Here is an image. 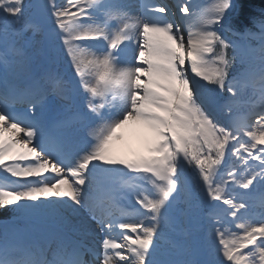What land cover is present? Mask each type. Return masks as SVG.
Segmentation results:
<instances>
[{"label": "snow or ice", "instance_id": "6c2138e0", "mask_svg": "<svg viewBox=\"0 0 264 264\" xmlns=\"http://www.w3.org/2000/svg\"><path fill=\"white\" fill-rule=\"evenodd\" d=\"M233 12L45 0L29 16V0H0V211L61 221L0 230V264H264V198L241 191L264 186V11L229 26L259 39L248 53L224 35ZM130 121L148 138L116 156Z\"/></svg>", "mask_w": 264, "mask_h": 264}, {"label": "rangeland", "instance_id": "374dc122", "mask_svg": "<svg viewBox=\"0 0 264 264\" xmlns=\"http://www.w3.org/2000/svg\"><path fill=\"white\" fill-rule=\"evenodd\" d=\"M195 2L196 3H201L202 0H195ZM44 3H45V0H29V16H31V14L33 12L37 11L40 8V6L43 5ZM26 18H28V17H26ZM228 25H229V22L226 21L225 29H224L225 37L227 39H230V40H233L234 42H236L238 44L239 49L242 52L248 53V52H251L253 49H257L258 48V45H259V39L258 38L257 39H250V38H246V37L245 38H241V37L235 36V35L230 37L226 33L228 31V29H229ZM42 60L43 59L37 57L34 69L38 67L39 71L42 70V67H43V64H44V62H42ZM62 66L63 67H61V64H57L55 66V70H58L61 73H66L68 71L67 65L65 64V65H62ZM23 79H24V76L22 77V80ZM248 91H250V90H248ZM246 95H247V99H248V96L251 95V94H249V95L246 94ZM247 99L244 98V100H247ZM242 104L240 105V108L242 107V109H240V113L244 112V111L247 112V113L249 111H254V112L258 113V112L261 111V109L260 110H257V109L252 110L251 109L252 107H251L250 104H246V103H242ZM118 130H121V129H118ZM117 135H119V134H117ZM118 137L120 138V135ZM142 147H143L142 144L135 145L134 149L132 147V152L130 154L128 152V156H131V155L135 154L136 152L140 151L142 149ZM241 191L246 192L248 194L250 203L254 205L253 201L254 200L256 201V196H254V195L262 194V192H264V186L257 185V186H255V188L251 192H248V190H241ZM252 196H254L253 199H251ZM257 196H259V195H257ZM260 198H263V197H260ZM258 201H259V198H258ZM255 206H258V205H255ZM49 218H51V217H49ZM49 218L43 217V218L34 219V220H32V221H34V223H31L30 221H22V223L20 225H21L22 228H26V229H28L30 231H33V232H36V233H41V232L45 233V232L51 231V228L55 229V228L60 226L59 224H55V223L50 224L49 222H45V219H49ZM35 220H37V224H36ZM7 221H9L7 225L4 224V220L0 221V227L2 228V230H9L10 231V230H12V229L17 227L13 223L21 222V220H18L15 217H12L11 219H9ZM45 224L48 225V226H46ZM32 229H34V230H32ZM39 231H41V232H39ZM91 236H95V234L91 235ZM91 239H92V241L94 243H96V240L94 239V237H91ZM92 241L88 240V242H92Z\"/></svg>", "mask_w": 264, "mask_h": 264}, {"label": "bare ground", "instance_id": "6f19581e", "mask_svg": "<svg viewBox=\"0 0 264 264\" xmlns=\"http://www.w3.org/2000/svg\"><path fill=\"white\" fill-rule=\"evenodd\" d=\"M154 1L158 2V0H154ZM172 1L174 4L175 0H170L171 3H172ZM128 2H130L134 6V11L139 10V5L141 3V0H128ZM61 67H63V66L61 65ZM37 73H39V72H37ZM22 77H23L22 74H17V76L15 77L16 82L18 83L19 81H21ZM246 94L249 95V94H251V92L248 91ZM244 98L247 99V95ZM240 109H242V107ZM120 129L121 130H117V134L120 135V138L114 139L112 142V152L116 156H124V157L128 156V152H129V154L132 152V147L134 149L135 145H139V144L143 145L144 142H146V140L148 138L147 134L145 133V130L140 125L136 124L135 122L130 121L128 124H126L124 127L120 128ZM105 194L106 193L102 191L98 195L103 197ZM260 197L264 198V195L262 194V195L256 196V201H254V205H259V203H260L259 201L261 200ZM258 198H259V201H258ZM46 218H49V217H46ZM5 222H7V221H5ZM45 222H49L50 224H52V223L59 224V225L61 224V221L57 217H51L49 219H45ZM16 226H17L16 228H22L18 225H16ZM46 226H48V225H46ZM32 230H34V229H32ZM51 230H54V229L51 228ZM39 232H41V231H39ZM41 233H43V232H41ZM92 235H94V234H92ZM91 237H94V239L96 240V243H94L92 241ZM88 240H91L92 242H88ZM85 243L95 246V244H98V241L96 239V236H90L85 240ZM87 258L91 259L92 257L87 256Z\"/></svg>", "mask_w": 264, "mask_h": 264}, {"label": "trees", "instance_id": "16d2710c", "mask_svg": "<svg viewBox=\"0 0 264 264\" xmlns=\"http://www.w3.org/2000/svg\"><path fill=\"white\" fill-rule=\"evenodd\" d=\"M239 6V14L236 12L230 14V21L233 27L237 29H244L247 25L252 27L251 18L258 17L262 11H264V0H236ZM236 67L233 68V74L236 72ZM13 215L10 209L0 211L1 218H9Z\"/></svg>", "mask_w": 264, "mask_h": 264}]
</instances>
